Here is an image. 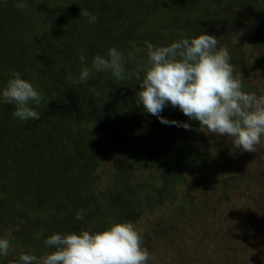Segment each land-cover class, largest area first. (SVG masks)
<instances>
[{
  "label": "trees",
  "instance_id": "obj_1",
  "mask_svg": "<svg viewBox=\"0 0 264 264\" xmlns=\"http://www.w3.org/2000/svg\"><path fill=\"white\" fill-rule=\"evenodd\" d=\"M16 3L0 0V87L19 71L42 93L35 106L41 117L19 120L14 105L0 103V236L15 225L14 239L22 240L11 244L45 255L51 250L45 239L55 232L135 223L200 180L207 193L224 178V198L249 173L243 162L230 165L227 145L212 148L208 130L178 106L161 115L188 122V129L161 123L137 104L135 75L121 80L93 70L88 81L74 80L82 51L91 67L95 55L115 46L134 72L147 61L146 41L167 45L205 31L221 46L242 34L262 47L264 0H27L23 9ZM82 9L98 21L88 23ZM244 56L231 55L235 71L245 73ZM104 163L110 179L102 184ZM17 260L7 256L3 264Z\"/></svg>",
  "mask_w": 264,
  "mask_h": 264
},
{
  "label": "clouds",
  "instance_id": "obj_2",
  "mask_svg": "<svg viewBox=\"0 0 264 264\" xmlns=\"http://www.w3.org/2000/svg\"><path fill=\"white\" fill-rule=\"evenodd\" d=\"M16 6L27 7V0H17ZM81 16L88 23L99 19L88 9H82ZM145 43L147 61L139 62L134 72L126 71L124 53L115 46L105 54L95 55L91 67L82 51L79 59L84 66L74 83L88 81L93 70L111 72L121 80L135 75L140 85L137 104H142L161 123L190 128L188 122L169 121L161 115L171 104L191 120H198L209 133L227 136L232 143L230 154L236 149L257 150L264 141V92L244 90L229 49L221 46L215 35L202 31L167 45ZM41 102L38 87L19 71L14 72L6 86L0 87V103L14 105L13 115L19 120L40 119L35 106ZM45 244L51 250L43 257L22 253L16 264H148L151 258L142 234L129 221H112L102 230L89 227L55 232L45 239ZM10 248L11 241L0 236V264Z\"/></svg>",
  "mask_w": 264,
  "mask_h": 264
},
{
  "label": "rangeland",
  "instance_id": "obj_3",
  "mask_svg": "<svg viewBox=\"0 0 264 264\" xmlns=\"http://www.w3.org/2000/svg\"><path fill=\"white\" fill-rule=\"evenodd\" d=\"M136 23L134 20L131 30ZM253 45L246 36L232 34L226 47L231 55H245V73L235 72L241 75L243 84L261 93L264 92V45ZM206 135L212 148L221 142L224 148L227 145L230 165L243 162L250 171L224 198H221L226 185L224 178L220 180L222 183H214L217 186L214 192L207 193L200 180L191 182L173 204L145 212L133 224L151 254L148 264H264V240L258 243L264 239V141L252 156L241 157L240 149L230 154L232 143L227 136H211L208 131ZM99 172L102 184L108 183V164L104 163ZM209 199L215 203H209ZM17 230L15 225H10L8 230H2L1 236L11 242L22 240L14 239ZM29 231L35 232L31 228ZM22 253L34 254L11 244L8 256L19 258ZM41 253L35 255L43 257Z\"/></svg>",
  "mask_w": 264,
  "mask_h": 264
}]
</instances>
